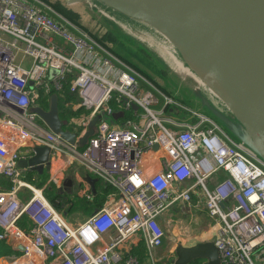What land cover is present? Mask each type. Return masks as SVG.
I'll list each match as a JSON object with an SVG mask.
<instances>
[{
    "label": "built area",
    "instance_id": "built-area-1",
    "mask_svg": "<svg viewBox=\"0 0 264 264\" xmlns=\"http://www.w3.org/2000/svg\"><path fill=\"white\" fill-rule=\"evenodd\" d=\"M19 53L29 62L18 61ZM66 85L79 96L74 107L86 111L62 118L64 128L79 137L100 116L84 145L33 110L48 109ZM31 143L112 186L103 206L70 223L19 166L35 154ZM0 173L10 182L0 186V239L25 246L9 255L13 264H157L166 213L189 205L195 191L206 194L222 263L264 264V159L209 114L143 83L127 61L41 0H0ZM23 187L32 190L26 199L18 195ZM25 212L33 221L28 232L18 224ZM134 237L145 243L147 260L122 249Z\"/></svg>",
    "mask_w": 264,
    "mask_h": 264
},
{
    "label": "water",
    "instance_id": "water-1",
    "mask_svg": "<svg viewBox=\"0 0 264 264\" xmlns=\"http://www.w3.org/2000/svg\"><path fill=\"white\" fill-rule=\"evenodd\" d=\"M68 1L86 2L89 8L96 6L92 3L94 0ZM99 1L116 6L144 25L163 33L183 52L188 51L192 46L198 45L207 53L211 57L210 62H208L209 75L223 91L226 98L216 93H213V95L218 100H223L229 109L224 111L218 107V104L209 99L208 95L203 92L204 86L194 88L195 97L198 101L196 108L222 122L224 128L232 136L264 159V72L259 64L260 60L255 41L253 39L248 42L245 40L241 28L235 22L234 14L230 9L222 7L219 0ZM241 2L264 12V0H241ZM124 5L127 7L124 8ZM113 20L120 24L124 31H133V27L130 25L118 22L115 17ZM133 32L141 33L140 31ZM201 42L206 45H201ZM156 55L159 56L162 64L171 73L178 74L181 77L186 76L175 72L158 53ZM186 63L190 65L189 61H186ZM196 82L198 86H202L197 80ZM207 91L209 90L207 89ZM209 93L211 92L209 91ZM134 107H137V104H134ZM33 110L40 114L54 132L60 133L62 137L71 143L77 142L80 145L87 143L89 136L95 133V127L100 118L99 115H95L89 122L87 130L77 137L75 131L64 128V121L59 114L57 93L51 95L48 109L36 106L33 107ZM122 113L123 111H119L114 115L117 116ZM31 145L35 150V154L29 159L20 160L19 165H29L32 170L35 169L43 173L45 169H49L52 162L51 149L44 145L34 143H31ZM81 171L82 176L88 181L92 190L96 192L101 184L99 177L86 172L84 169H81ZM68 181L71 184L69 179ZM54 183L51 187H56V191H68V195H60L52 200L54 204L58 205L63 198L70 197L71 189L57 185V181L56 186H54ZM217 239L218 233L214 231L205 240L191 238L184 243H180L176 248L177 256L173 264H190L195 259H205V264H223L216 244ZM14 248L23 250L25 246L17 241Z\"/></svg>",
    "mask_w": 264,
    "mask_h": 264
},
{
    "label": "rangeland",
    "instance_id": "rangeland-1",
    "mask_svg": "<svg viewBox=\"0 0 264 264\" xmlns=\"http://www.w3.org/2000/svg\"><path fill=\"white\" fill-rule=\"evenodd\" d=\"M41 1H43L48 6V9L53 14H55L57 18L70 19L74 22L76 21V23L83 26L85 29H87L90 32V34L93 36L95 40H97L103 46H106L108 49L110 48L109 50L111 52L114 53L115 51L116 52L118 51L122 54L121 52L122 49H125L127 47L129 51L130 50L132 51V53L131 56H129V58L126 57L124 58L128 60L130 66H132L137 72L141 74L143 83L144 82L149 83L154 89H158L165 92L168 91L167 93L176 95V97L179 98L182 102L189 103V105L196 108V106L198 105L197 104L198 101L196 100L197 98L195 97L196 95L194 93V88L203 87V86H198V83L196 82V80L193 79L194 78L193 76L192 78L189 76V74H185L177 70L172 65L171 60L169 58L165 59L164 57L165 55L163 51L160 49V47H154L152 45H148L147 42L141 41L140 39H138L137 36L132 35L131 33L128 34L126 31H124V28H122L120 24H117L113 20V18L115 17V19L118 20V22L120 23L130 25L131 27H133V31H137V32L140 31L141 32L140 34L143 36L148 34H150L151 36H158L153 29L144 25L142 22L133 18L130 14H127L124 11L120 10L116 6L109 3L107 4L106 2L103 1L94 0L92 3L96 6H93L92 8H89L86 2H69L68 0H41ZM139 40L144 44L141 43ZM171 45L172 47H174L173 49H175L181 54V52L174 46L173 43H171ZM154 51L158 53V55H160V57L164 59V61L167 62V64L170 65L175 72H178L180 75H188V76L181 77L178 74L171 73L168 70V68L162 64L159 56H157ZM180 57L185 61V64L187 65L186 63L187 60L183 57L182 54ZM17 60L23 61L25 63L29 62V59L24 57L22 53L18 54ZM187 66L189 69V65ZM54 71L55 69L52 70V72ZM194 71L196 73V74L194 73L195 75L201 76L199 72H197L196 70ZM208 90L212 94L209 93V91H207L206 88H203V92L206 95H208L209 99H211L214 103L218 104V107L222 108L224 111H227L229 108L227 107L226 103L223 100H218V98L213 95L214 92L211 86L210 88H208ZM49 105L50 104L46 105V107L49 108ZM216 121L220 124V126L223 127V129L226 132H228L224 128L222 122L218 120ZM54 164L58 165V163H54ZM77 167L78 166H76V171L79 170L81 175H83L81 168L77 169ZM32 171L36 172L37 170L34 169ZM58 171H59V167L57 168V171H55V173L57 174ZM74 171L75 169H73L71 173L69 172L68 174V179H73V183H71L69 187L71 189L70 192L71 198L66 199V201H64L65 206L60 205L61 207L59 208L62 209V211L66 212L67 217L71 218L72 221L76 219L82 221L88 218L90 214H86L82 209H80L76 205V203H74V201L77 200L78 197L77 195H80V193L78 192V189L80 187V182L81 184H83L82 177H79L78 175L75 176ZM45 177H48V174ZM35 184H38V181L36 179L34 185ZM88 185L86 186L83 192H88L87 190L88 188L90 189V193L92 194L91 192L92 188ZM65 186L68 187L69 185L66 184ZM102 187H104V185L102 186V182H101V184L99 185V189ZM44 189L49 190V192H51L52 195L54 196L51 200H55L60 195H67L65 191H58L59 193H57L56 188L51 189L50 187H44ZM63 200L64 198L62 199L61 202H63ZM71 201H73L74 205H71ZM67 202L68 204L66 205ZM165 228L169 235L171 233L170 228L168 226H166ZM5 261L8 264H12L10 263V260H5Z\"/></svg>",
    "mask_w": 264,
    "mask_h": 264
},
{
    "label": "crops",
    "instance_id": "crops-1",
    "mask_svg": "<svg viewBox=\"0 0 264 264\" xmlns=\"http://www.w3.org/2000/svg\"><path fill=\"white\" fill-rule=\"evenodd\" d=\"M154 31L158 36L154 37V36H151L150 34L143 36L139 33H135L131 30H127L129 34L131 33L132 35L137 36L138 39H140L141 41L147 42L148 45H152L154 47H160L163 53L168 55V56L167 55L164 56L165 59L169 58L171 60L172 65L175 67V62L170 57L173 53L174 47H172V45L167 46L171 44V41L158 30L154 29ZM121 52L122 54L118 51L117 52L115 51L114 53H116L119 57H122L128 62L126 58H129V56H131L132 51L131 50L129 51L128 48L126 47L125 49H122ZM194 73H195L194 70H192V68L191 69L189 68V76H193L206 89L210 88V86L206 83V81H204V79L201 76L195 75L196 73L195 74ZM53 162L58 163V165L54 164L55 165L54 169L52 166L48 170L45 169V172L43 173H39V171L33 172L29 165L25 166L27 167V169L24 168L26 172L25 178L28 181H30V183L32 184V188L33 186H42V188L50 187L52 189L53 187H51V185L52 183L55 182L54 186H56V181H57V185L66 187L65 185L67 184L69 185L68 187H70L71 184L68 183L69 182L68 181L69 172L71 173V171L75 169L74 174L75 176H77L76 166L75 165L73 166L74 162L72 161V159L63 157L61 159H57V161H52V163ZM19 166L24 167L23 165L22 166L19 165ZM58 167H59V171L56 174L55 171H57ZM77 168H79V166ZM47 174H48V177H45L47 176ZM2 176H3V180L0 179V186L6 189L10 186V182L6 176H4L3 174ZM30 176L34 180V182L36 179L38 181V184L34 185V182H31V180L29 179ZM69 180H71V183H73V179H69ZM87 190L89 191L88 188ZM67 192L68 191L65 190V193L68 195ZM91 192L94 193L93 190ZM57 193L59 192L57 191ZM31 194H32V190L28 187H23L18 192V195L21 199H26ZM69 198H71V196ZM69 198H64L63 202L60 201L58 205L55 204V206L57 209H59L60 213L70 223L77 224L80 222V220L76 219L72 221L71 218L67 217L66 212L62 211V209L59 208L61 207L60 205L65 206L64 201H66V199H69ZM205 199H206L205 193H198L197 191H195L193 193L192 201L189 203V205L175 204L170 207L169 211L165 215V218L163 219V224L165 227L168 226L170 228L171 233L169 235L167 233L163 244L160 245L159 247H156V249H154L153 251L154 258L157 260V263L162 262L164 264H173L177 256L176 248L180 243H184L188 239H191V238H198V239L205 240L212 235V233L215 231L214 219L208 214L205 208ZM67 204L68 202L66 203V205ZM72 204H74L73 201H71V205ZM136 238L134 237L132 241L130 240L126 245L122 247V249L125 251H129L131 243L134 242ZM17 241L18 240H15L14 238L6 239V242L11 246V249H13L14 251H17L18 254H20L22 250H20L19 248H14V244ZM5 260H10V263L13 264V262L9 258V254L0 257V264H8L6 263ZM2 262H5V263H2ZM201 262L205 264L206 260L201 259Z\"/></svg>",
    "mask_w": 264,
    "mask_h": 264
},
{
    "label": "bare ground",
    "instance_id": "bare-ground-1",
    "mask_svg": "<svg viewBox=\"0 0 264 264\" xmlns=\"http://www.w3.org/2000/svg\"><path fill=\"white\" fill-rule=\"evenodd\" d=\"M219 4L222 7L230 9L232 11V13L234 14V20L241 28V31L245 37V40L247 42L250 39H253L255 41V45L258 51L257 53H258L259 60H260L259 64H260L261 69L264 72V12L252 7L249 4L248 5L243 4L241 0H219ZM124 6H123L124 8L127 7L126 5ZM204 42H201L200 44L206 45L205 44L206 42L205 43ZM171 43L173 42L171 41ZM170 45L171 44L167 46H170ZM174 46L181 52L183 57L187 61H189V64H190L189 68L190 69L193 68L194 70L199 72V74H201L204 81H206V83L209 86H211L214 93L226 98L223 91L220 89V87L214 82L212 77L209 75L208 62H210L211 57H209V55L205 53L198 45L192 46L188 51H184V52L181 51L175 44ZM181 54L178 51L173 49V53L170 57L175 62V68L177 70L185 74H189L188 66L185 64V61L180 57ZM164 55H167V54H164ZM263 100H264V90H263ZM72 161L74 162L73 165L79 166V164L75 160L72 159ZM51 167H52V162L50 164L49 169ZM76 173L78 175H81L79 170H77ZM82 178L84 181L88 183V181L83 176ZM33 188L37 193H39L42 186H33Z\"/></svg>",
    "mask_w": 264,
    "mask_h": 264
},
{
    "label": "trees",
    "instance_id": "trees-1",
    "mask_svg": "<svg viewBox=\"0 0 264 264\" xmlns=\"http://www.w3.org/2000/svg\"><path fill=\"white\" fill-rule=\"evenodd\" d=\"M57 94H58L59 114L61 118L77 116L80 115L82 112L86 111L85 107H79V108L74 107V105L77 102H79V96L77 93L70 91L68 85L64 87L62 92H58ZM66 101H71V104L66 105ZM52 166L54 169L55 167L54 163H52ZM78 176L82 177L81 175ZM0 179L3 180L2 174H0ZM29 179L31 180V182H34L31 176L29 177ZM82 181L83 184H81L80 182V187L78 189L80 195H77L78 196L77 200L74 201V203H76V205L80 209H82L86 214H92L95 210L103 206L107 198V195L112 193L114 189L112 186L106 185L100 189L98 187L97 191L94 193L92 192L91 194L90 189L88 192H83L86 186L88 185V183L84 180ZM44 193L46 196H48L49 199H52L54 197L52 193L49 192V190L44 189ZM18 224L25 231H30L33 226V221L30 218V216L25 212L18 219ZM128 242H126L124 245H126ZM129 252L138 255L143 260H147L148 253H147L146 245L139 237L136 238V240L131 243ZM11 253H18V252L11 249V246L6 242V239H0V257ZM147 264H152V263L148 262ZM157 264H164V263L159 262ZM190 264H203V263L201 262V259H195Z\"/></svg>",
    "mask_w": 264,
    "mask_h": 264
}]
</instances>
